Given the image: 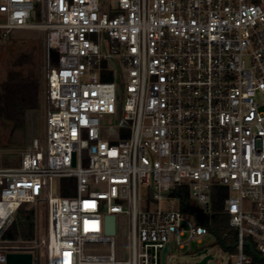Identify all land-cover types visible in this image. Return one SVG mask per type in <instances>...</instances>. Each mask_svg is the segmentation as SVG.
I'll list each match as a JSON object with an SVG mask.
<instances>
[{"label":"built area","instance_id":"2783aa9c","mask_svg":"<svg viewBox=\"0 0 264 264\" xmlns=\"http://www.w3.org/2000/svg\"><path fill=\"white\" fill-rule=\"evenodd\" d=\"M41 1L0 0V39L44 30L57 59L45 146L35 140L18 167L0 169V264L13 253L35 264L36 245L48 264H163L166 246L210 234L172 192L188 187L205 215L214 185L229 188L237 231L227 264H252L249 242L264 256V0H45L43 21L29 23ZM112 65L122 102L102 80ZM115 115L105 138L100 117ZM62 178L75 179L73 197L60 195ZM22 204L47 206L34 246L4 238ZM118 214L130 218L126 261L105 233Z\"/></svg>","mask_w":264,"mask_h":264},{"label":"rangeland","instance_id":"374dc122","mask_svg":"<svg viewBox=\"0 0 264 264\" xmlns=\"http://www.w3.org/2000/svg\"><path fill=\"white\" fill-rule=\"evenodd\" d=\"M106 5V0H101V6ZM45 0L41 1L39 8L34 12V18L29 23L43 21ZM47 33L41 29H21L13 30L9 36L0 40V83L7 77L8 69L13 61L22 53H32L37 65V69L42 76V106L39 110L29 111L26 116L25 128L16 131L11 128L1 130L2 147H0V160L3 155H12L14 159L22 158L23 153L38 140L42 147L46 134V79L51 63V58L46 46ZM113 82H116L119 101L124 97V85L118 80L119 70L114 65ZM103 129V136L108 138L111 132L118 130V115L100 117ZM16 167V166H15ZM13 167H2L0 169H10ZM234 194V193H232ZM46 196V195H45ZM34 208L36 213V238L29 246H34L40 242L47 234L48 214L46 204H28ZM249 208L250 205H247ZM114 239V254L118 260L126 261L131 258V224L130 218L125 214L116 216V233ZM14 245H26L28 241H10ZM207 250V255L212 259L206 264H227L230 257L218 244V238L214 234H208L201 239V244L197 242L189 243L185 249L179 250L174 243L169 245V252L166 257V264H197L205 258V255L198 256V253ZM35 264H48V250L43 245H36L34 250Z\"/></svg>","mask_w":264,"mask_h":264},{"label":"trees","instance_id":"16d2710c","mask_svg":"<svg viewBox=\"0 0 264 264\" xmlns=\"http://www.w3.org/2000/svg\"><path fill=\"white\" fill-rule=\"evenodd\" d=\"M1 40V39H0ZM57 63L56 57L51 58V65ZM113 75H103L102 80L112 81ZM42 76L32 53L20 54L8 69L7 77L0 83V147H2L1 130L11 128L16 131L25 128L26 116L29 111L39 110L42 106ZM21 158L3 155L0 160L2 167H18ZM76 181L72 178L60 180V195L65 198L75 195ZM230 190L226 186L214 185L212 189L211 213L201 215L197 204L190 197L188 187L177 188L172 192L180 201V211L192 214L198 223L218 238L221 248L230 254L236 250L237 231L230 226V215L224 212V200ZM8 241H33L36 238V213L28 204H22L14 216V220L5 233ZM247 253L250 254L249 251ZM252 264H264L255 257Z\"/></svg>","mask_w":264,"mask_h":264},{"label":"water","instance_id":"95a60500","mask_svg":"<svg viewBox=\"0 0 264 264\" xmlns=\"http://www.w3.org/2000/svg\"><path fill=\"white\" fill-rule=\"evenodd\" d=\"M75 164V162H74ZM105 233L109 236H114L116 233V218L115 216H108L106 218V231ZM250 253L257 259L264 261V256L259 255L252 243H247ZM168 252V246H166L163 250L162 260L163 264L165 263V255ZM205 255V258L198 262L197 264H206L208 260L212 259L211 255H207V250H204L201 253H198V256ZM33 263V255L30 253L27 254H8L7 255V264H32Z\"/></svg>","mask_w":264,"mask_h":264}]
</instances>
